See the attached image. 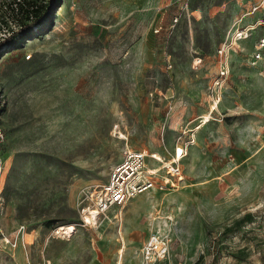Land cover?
<instances>
[{
	"label": "rangeland",
	"instance_id": "1",
	"mask_svg": "<svg viewBox=\"0 0 264 264\" xmlns=\"http://www.w3.org/2000/svg\"><path fill=\"white\" fill-rule=\"evenodd\" d=\"M253 1L54 0L46 30L0 46V264H143L154 232L166 264H264V77L247 73L264 26L214 85ZM12 3L0 42L25 18ZM181 134L179 187L89 215L127 150L167 158Z\"/></svg>",
	"mask_w": 264,
	"mask_h": 264
},
{
	"label": "built area",
	"instance_id": "2",
	"mask_svg": "<svg viewBox=\"0 0 264 264\" xmlns=\"http://www.w3.org/2000/svg\"><path fill=\"white\" fill-rule=\"evenodd\" d=\"M246 16H253L254 23L236 31V36L218 48L219 69L214 85L221 90L230 75V54L235 50L236 40L247 39L251 30L264 26V0H254ZM254 54L247 65V73L260 74L264 77V35L255 43ZM166 129V123L163 125ZM185 134V132H183ZM181 134L177 140L175 150L167 158L148 150H127L122 160L115 165L109 178L100 189L88 193L93 206L89 214L98 217L114 206H122L129 200L150 192L151 190H166L177 188L185 181L182 160L191 144L195 142L194 135L187 140ZM148 160L156 162L158 166H149ZM164 172V175L161 174ZM9 243V240H6ZM170 251L169 240L159 232L152 233L141 248L140 255L143 264H166ZM171 264V263H169Z\"/></svg>",
	"mask_w": 264,
	"mask_h": 264
},
{
	"label": "trees",
	"instance_id": "3",
	"mask_svg": "<svg viewBox=\"0 0 264 264\" xmlns=\"http://www.w3.org/2000/svg\"><path fill=\"white\" fill-rule=\"evenodd\" d=\"M54 5V0L50 2L46 0H13L14 10L22 13L25 18L20 22L19 30L0 42V46L4 45L5 48L13 49L18 39L31 38L35 28L40 33L46 30L52 20Z\"/></svg>",
	"mask_w": 264,
	"mask_h": 264
},
{
	"label": "bare ground",
	"instance_id": "4",
	"mask_svg": "<svg viewBox=\"0 0 264 264\" xmlns=\"http://www.w3.org/2000/svg\"><path fill=\"white\" fill-rule=\"evenodd\" d=\"M210 119H211V115L210 114H206L204 116V121H203L202 125L200 126V128H202L205 124H207L210 121ZM156 156L159 157L158 154ZM91 214H94L95 215L94 212L91 213ZM86 220H87V222H90L91 221V218L90 217H87ZM75 230H76V227L74 225H66V226H61L58 229V233H60V234H62L64 236H67V237H71L72 234L75 232Z\"/></svg>",
	"mask_w": 264,
	"mask_h": 264
}]
</instances>
